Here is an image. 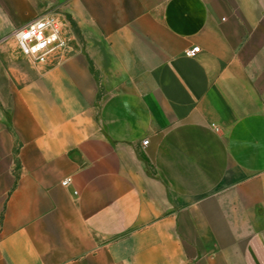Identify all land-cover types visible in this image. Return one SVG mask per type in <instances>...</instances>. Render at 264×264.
Segmentation results:
<instances>
[{
    "label": "crops",
    "instance_id": "0c3cea01",
    "mask_svg": "<svg viewBox=\"0 0 264 264\" xmlns=\"http://www.w3.org/2000/svg\"><path fill=\"white\" fill-rule=\"evenodd\" d=\"M0 264H264V0H0Z\"/></svg>",
    "mask_w": 264,
    "mask_h": 264
},
{
    "label": "built area",
    "instance_id": "2783aa9c",
    "mask_svg": "<svg viewBox=\"0 0 264 264\" xmlns=\"http://www.w3.org/2000/svg\"><path fill=\"white\" fill-rule=\"evenodd\" d=\"M13 37L18 43L21 52L36 64H44L56 49L64 47L65 41L61 38V25L54 17H43L17 29ZM201 52L200 47L186 51L189 58L196 57ZM149 141H145L147 146ZM63 186L72 185V179L63 181ZM77 194V193H75Z\"/></svg>",
    "mask_w": 264,
    "mask_h": 264
}]
</instances>
